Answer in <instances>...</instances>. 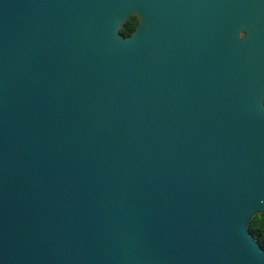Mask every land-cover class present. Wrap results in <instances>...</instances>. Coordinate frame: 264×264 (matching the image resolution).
Wrapping results in <instances>:
<instances>
[{
    "label": "water",
    "instance_id": "obj_1",
    "mask_svg": "<svg viewBox=\"0 0 264 264\" xmlns=\"http://www.w3.org/2000/svg\"><path fill=\"white\" fill-rule=\"evenodd\" d=\"M261 97L264 0H0V264H264Z\"/></svg>",
    "mask_w": 264,
    "mask_h": 264
},
{
    "label": "trees",
    "instance_id": "obj_2",
    "mask_svg": "<svg viewBox=\"0 0 264 264\" xmlns=\"http://www.w3.org/2000/svg\"><path fill=\"white\" fill-rule=\"evenodd\" d=\"M138 23L137 17L129 18L120 28V33L128 37L133 33ZM248 230L253 234L264 249V213L255 215L249 222Z\"/></svg>",
    "mask_w": 264,
    "mask_h": 264
},
{
    "label": "clouds",
    "instance_id": "obj_3",
    "mask_svg": "<svg viewBox=\"0 0 264 264\" xmlns=\"http://www.w3.org/2000/svg\"><path fill=\"white\" fill-rule=\"evenodd\" d=\"M261 100H264V97H261ZM262 106H264V104H261Z\"/></svg>",
    "mask_w": 264,
    "mask_h": 264
}]
</instances>
